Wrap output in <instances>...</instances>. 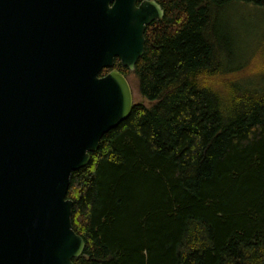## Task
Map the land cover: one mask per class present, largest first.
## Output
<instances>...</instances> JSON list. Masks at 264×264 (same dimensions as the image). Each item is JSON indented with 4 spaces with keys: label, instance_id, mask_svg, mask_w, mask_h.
I'll return each mask as SVG.
<instances>
[{
    "label": "trees",
    "instance_id": "trees-1",
    "mask_svg": "<svg viewBox=\"0 0 264 264\" xmlns=\"http://www.w3.org/2000/svg\"><path fill=\"white\" fill-rule=\"evenodd\" d=\"M155 1L133 70L112 67L143 100L70 175L73 262L264 264V86L225 71L215 29L234 0Z\"/></svg>",
    "mask_w": 264,
    "mask_h": 264
},
{
    "label": "water",
    "instance_id": "water-1",
    "mask_svg": "<svg viewBox=\"0 0 264 264\" xmlns=\"http://www.w3.org/2000/svg\"><path fill=\"white\" fill-rule=\"evenodd\" d=\"M0 0V264H74L71 172L128 117L154 0Z\"/></svg>",
    "mask_w": 264,
    "mask_h": 264
},
{
    "label": "rangeland",
    "instance_id": "rangeland-1",
    "mask_svg": "<svg viewBox=\"0 0 264 264\" xmlns=\"http://www.w3.org/2000/svg\"><path fill=\"white\" fill-rule=\"evenodd\" d=\"M215 29L225 49L219 57L222 67L236 74L238 84L246 89H260L264 84V8L248 2L231 1L214 14ZM231 71V72H230ZM128 80L133 102L143 100L135 89L132 74Z\"/></svg>",
    "mask_w": 264,
    "mask_h": 264
},
{
    "label": "flooded vegetation",
    "instance_id": "flooded-vegetation-1",
    "mask_svg": "<svg viewBox=\"0 0 264 264\" xmlns=\"http://www.w3.org/2000/svg\"><path fill=\"white\" fill-rule=\"evenodd\" d=\"M142 1H144V0H136L135 3H136V5H139ZM154 1H155V0H154ZM116 60L119 61L118 58H115V59H114V63H115ZM113 66H114V64H113ZM113 66H112V67H113ZM112 67H110V69H106V68H104L103 70H101V73H102V74H100V75H103V74L107 73V72H108L109 70H111V69H116V68H112ZM102 71H103V72H102Z\"/></svg>",
    "mask_w": 264,
    "mask_h": 264
}]
</instances>
